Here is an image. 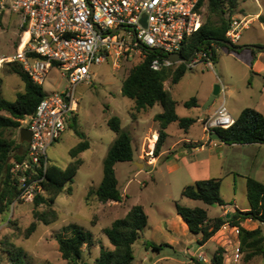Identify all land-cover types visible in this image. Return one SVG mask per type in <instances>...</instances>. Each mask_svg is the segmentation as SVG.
I'll list each match as a JSON object with an SVG mask.
<instances>
[{
	"label": "rangeland",
	"instance_id": "374dc122",
	"mask_svg": "<svg viewBox=\"0 0 264 264\" xmlns=\"http://www.w3.org/2000/svg\"><path fill=\"white\" fill-rule=\"evenodd\" d=\"M245 1L247 5H253L251 0ZM243 2L244 0H241L242 4ZM7 4L8 0H0V58L3 59L13 55L27 39V34L20 29L21 15L10 11ZM204 5L205 20L214 21L216 17L208 14L206 0ZM250 52L248 48L240 52H228L225 47L218 46L212 68L200 62L195 67L188 68L177 83H171L170 79L165 81V88L169 90L177 103V114L182 117H193L196 121L187 131L179 128L176 122L170 123L166 129L169 136L162 146L164 150L171 146L173 141L185 135L192 141L203 143L204 153H207L210 147L207 143L208 138L210 137L215 143L220 142V139L216 134L203 133L200 119L211 113L222 101L230 114L235 117L233 109L237 98L242 97L243 105H252L250 104L252 101L259 100L260 90L264 87V79L251 73ZM4 61L0 65V92L4 98L13 101L16 93L23 90L24 83L11 70V65L15 63ZM136 63L138 59L132 55L120 59L115 67L111 61L94 65L91 68L90 83L82 82L77 85L74 95L78 102V109L73 116L76 122L71 126L68 125L61 136L48 146L46 152L50 162L62 168L66 167L72 160L69 149L81 140L74 131L76 128L90 143L89 148L80 153L83 163L51 205L57 211L58 216L54 222L44 224L36 220L33 217L34 202H19L13 207L11 202L8 210L0 214V264H9L8 254L4 251L7 243H13L24 249L25 254L22 260L25 264H39L45 261L51 264H66V260L62 258L58 249L57 236L66 232V235H69V231H63V228L71 223L91 232V239H88L82 247V258L92 263L101 247L112 248L103 228L109 226L114 219L124 216L134 204L143 205L148 222L133 244L131 264H195L199 261L193 253L197 246L196 241L186 242L178 232L167 230L164 223L167 218H171L169 213L175 214V202L181 205H186L188 202L189 205L186 206L203 205L207 209L209 218L221 215L223 209L219 205H205L201 201L181 196L180 192L186 185L185 183H192H189L190 180L184 176L186 171L181 160L179 162L181 167L172 171L167 169L165 162L149 165L154 163L157 157L154 153L147 155L158 137L151 147L153 133L157 132L158 135L153 115L161 112L162 108L159 104H155L152 108L137 113L136 119L130 116L134 102L122 95L121 83L129 68ZM66 83L64 76L56 68H52L41 88L45 93H51L61 91ZM216 84L225 87V95L218 92L214 100L205 106ZM191 97H196L198 104L185 106L183 102ZM0 114L6 113L0 111ZM113 115L119 118L121 127L131 135L133 160L119 161L114 165L118 187L123 193L122 200L101 202L95 195L88 196V191L100 183L103 174V159L116 136L107 125V120ZM73 119L71 118L69 124ZM18 132L19 129L7 130L6 136L17 140ZM18 150L19 148L14 149L13 152ZM189 150L190 145L185 146L184 142H181L166 154L161 155L158 161L167 154L177 158L185 155L191 160ZM244 150L247 155L243 158L250 162L251 156L248 153L251 154L253 149L245 147ZM234 189L238 204H247L245 192L241 189V181L236 176L235 185L232 184L231 178L221 181L220 195L227 203L226 205L229 206L232 203ZM48 207L49 205L45 206L40 203L38 209L43 210ZM33 221L37 224L36 229L26 237L25 230ZM189 235L191 236L192 233ZM170 240L175 243L169 244ZM148 242L163 245L160 251L156 252L151 247L145 248ZM217 247L214 239L203 244L198 251H201L206 259L204 262H199L212 264L211 258L215 255ZM224 253L227 252L224 250ZM223 254L224 264H264V254L248 261L242 257L238 263L233 261L232 252H229V261Z\"/></svg>",
	"mask_w": 264,
	"mask_h": 264
},
{
	"label": "trees",
	"instance_id": "16d2710c",
	"mask_svg": "<svg viewBox=\"0 0 264 264\" xmlns=\"http://www.w3.org/2000/svg\"><path fill=\"white\" fill-rule=\"evenodd\" d=\"M209 15L216 17L214 21L207 19L199 30L188 36L181 48V56L184 59L199 47L209 45L215 41L218 46L225 47L228 52H238L233 48L220 42L227 40L225 32L229 26L231 16L236 12L239 0H206ZM205 2L201 0L200 3ZM264 23V17L259 16ZM237 45V44H234ZM250 48V47H249ZM254 53L256 50L250 48ZM152 54V53H151ZM152 55H148L142 61L131 66L121 83V93L133 100L134 104L130 116L136 119V114L152 108L159 104L161 112L153 115V120L158 123V137L154 144L153 153L158 156L164 141L167 137L166 128L170 123L176 122L178 127L187 130L196 119L193 117H182L176 112V101L165 88V81L170 79L171 83H177L185 74L187 68L184 64L177 67H164L155 70L150 66ZM11 70L23 81V90L16 93L13 101L4 98L0 92V179L2 189L0 190V214L8 210V206L16 196L15 182L9 175V162L11 159H19L26 148L27 142L12 139L6 136L7 130L19 129L20 119L34 112L39 101L45 96L41 86L31 82L29 77L21 70L17 63L11 65ZM183 104L187 107L197 105V98L191 97ZM75 118L69 124H75ZM108 127L115 132L116 136L109 146L103 159V174L100 183L95 188H90V194L95 195L101 202L122 200V192L118 187V180L115 175L114 165L119 161L133 160L132 138L129 132L125 131L117 116L113 115L107 120ZM75 133L81 140L69 149L72 160L62 168L52 162L49 163L45 181L42 183L45 196L39 195L34 200L33 217L44 224L54 222L58 216L57 211L51 207L64 189L65 184L76 174L83 163L80 153L89 148L90 143L85 135L78 129ZM214 133L220 141L232 143H264V115L252 107H245L235 118L234 123L227 127H217ZM19 148L17 152L14 149ZM221 178L209 177L199 179L191 184H186L181 189V196L190 199L200 200L206 205H225L226 202L220 195ZM70 191V190H69ZM246 198L249 209L241 211L236 209L232 214L209 218L207 209L200 206H186L175 202L176 212L186 223L188 230L193 234H199L197 246L207 242L220 228L224 222L237 225L246 218L258 220L264 219V184L260 181L247 177ZM40 203L49 205L43 210L38 209ZM148 222L147 213L141 204L132 205L124 216L114 219L111 224L103 228L112 248L101 247L98 256L93 262L82 258V247L91 239V232L85 231L81 226L71 223L63 228L69 231V235L57 236L58 249L66 264H131L133 260V244L141 235ZM36 222L33 221L25 230L28 237L36 229ZM240 250L243 252V259L248 261L264 254V234L261 226L252 229L240 226L239 233ZM162 243L148 242L145 248L151 247L153 251L159 252ZM4 251L8 254L9 264H25L22 260L25 252L21 246L7 243ZM223 248L217 247L215 255L212 256V264H223ZM39 264H51L48 261ZM195 264H202L196 261Z\"/></svg>",
	"mask_w": 264,
	"mask_h": 264
},
{
	"label": "built area",
	"instance_id": "2783aa9c",
	"mask_svg": "<svg viewBox=\"0 0 264 264\" xmlns=\"http://www.w3.org/2000/svg\"><path fill=\"white\" fill-rule=\"evenodd\" d=\"M200 1L8 0L7 8L22 17L20 29L27 39L13 55L4 57V62L20 65L31 82L39 86L52 68L67 81L61 91L45 93L34 112L20 119L19 129L28 128L30 139L21 157L9 162V175L16 187L12 207L45 196L42 183L50 163L46 150L73 119L78 109L75 89L82 82L90 83L94 65L111 61L115 67L127 56L134 55L139 62L152 55L150 66L155 70L180 64L191 69L200 62L213 67L218 49L215 41L199 47L187 59L181 56L186 38L205 22V5ZM249 21L250 18H231L226 39L237 44ZM174 53L179 54L176 60L170 58ZM219 92L225 95V88L220 87ZM234 121L224 101L212 114L200 119L202 132L207 135L215 134L217 127L231 126ZM207 143L217 145L210 137ZM257 223L264 229V219H257ZM242 224L224 222L215 233L218 246L227 254L232 252L234 262L242 255L239 240ZM196 257L202 262L206 259L200 251Z\"/></svg>",
	"mask_w": 264,
	"mask_h": 264
},
{
	"label": "crops",
	"instance_id": "0c3cea01",
	"mask_svg": "<svg viewBox=\"0 0 264 264\" xmlns=\"http://www.w3.org/2000/svg\"><path fill=\"white\" fill-rule=\"evenodd\" d=\"M251 2L253 3V5L249 6L246 4L245 0L243 4L241 3V0H239L236 12L231 16V18H250L248 26L244 28L241 32V36H240V39L237 45H244L246 46L245 48H248V49H250L248 45H251V44L261 47V48L254 49L256 50V52L254 53L250 49L251 51L250 52V67H251L250 71L252 74L260 76L264 79V23L259 20V16L264 17V0H251ZM242 49L238 50V52H240ZM260 92H261V96L259 100L255 102L252 101V103H250L252 105H243L244 103L241 100L242 97L237 98L235 101V107L233 109L236 114L234 118H236L240 114L242 109L245 107H252L264 115V87L262 90H260ZM197 104H198V101H197ZM207 105L208 104L206 102L205 106ZM219 106L220 105H218L211 113H208V114H212ZM156 125H157V131H158L157 122H156ZM168 136L169 134L167 133V137ZM181 142H184L185 146L190 145L189 155H191L192 157L191 160H189V158L185 155L184 156L181 155L179 158H177L174 155L167 154L162 160L158 161L161 155L166 154L169 150H172L174 146L178 145ZM216 144H217L216 146H213L208 143V145L210 146L209 150L207 153H204L205 146L203 143H200V142L197 143L195 141L190 140L185 135H182L178 139L173 141L171 146L167 147V149L164 150L162 147V150L160 151V154L156 157L155 162L149 165L153 166L155 164L165 162L167 169L169 171H172V170H176L179 167H181V164L179 162L182 161L184 164L185 171H186V174H184V176L185 178L190 180L188 181L189 183L190 182L193 183L194 181L199 180V179L216 177V178H221V181L227 178H231L232 184L235 185L236 176H238L241 181V189L244 190L245 195H246L247 177H252L264 184V143L227 144V143L220 141ZM245 147H252L253 149L251 151V154L248 153L251 156L250 162L243 158V156L247 155L245 153L246 151L244 150ZM236 197L237 195L234 189L233 197L231 201L232 203H230L229 206L226 205L227 203L225 205H219L223 209L221 215L219 216L230 215L236 209H239L241 211H246L249 209L248 201H247V204L241 205V204H238V200ZM186 205H189V203L187 202ZM193 206H200V207L205 208V206L203 205H197V204L191 205V207ZM169 214L171 215V218H167L166 219L167 221L164 223L167 230L178 232L180 236L185 238L186 242H192L193 240L195 242L197 241V239L200 238L199 234L192 233L191 236L189 235L191 234V232L188 230L186 223L183 221V219L177 212H175V214H171V213ZM250 218L251 217L246 218L240 221V223H243L242 225L248 229L257 227L258 225L257 219L252 218L249 221ZM216 236L217 235L215 234L210 239H214L215 241ZM168 243L173 245L175 242L170 240L168 241ZM201 246L195 247L193 251V253H195V256H196V252H198ZM223 255L229 261L230 259L229 253L228 254L224 253ZM242 257H243V252H242L240 259L235 263H238L239 261H241ZM189 262H191V260H189ZM224 263L225 262L223 261V264Z\"/></svg>",
	"mask_w": 264,
	"mask_h": 264
},
{
	"label": "water",
	"instance_id": "95a60500",
	"mask_svg": "<svg viewBox=\"0 0 264 264\" xmlns=\"http://www.w3.org/2000/svg\"><path fill=\"white\" fill-rule=\"evenodd\" d=\"M143 18H144V17H143ZM143 21H144V19H143ZM220 42L223 43V44H225V45H227V46L230 47V48H233L234 50H240V49L246 47V46H244V45H234V44H232L231 42H229L228 40H220ZM248 47L253 48V49L261 48V47H259V46H257V45H253V44L248 45ZM178 57H179V54H175V53H174V54H171V55H170V58H171L172 60H176V59H178ZM219 89H220V86H219L218 84H216V85L214 86L212 92H211V95H210V97H209V99H208V101H207V104H210V103L213 101V99L215 98V95L218 94ZM18 134H19V140H20V141H22V142H28V141H29V139H30V130H29L28 128H26V127H21V128L19 129Z\"/></svg>",
	"mask_w": 264,
	"mask_h": 264
},
{
	"label": "bare ground",
	"instance_id": "6f19581e",
	"mask_svg": "<svg viewBox=\"0 0 264 264\" xmlns=\"http://www.w3.org/2000/svg\"><path fill=\"white\" fill-rule=\"evenodd\" d=\"M3 61H4V59H3V58H0V63L3 62ZM156 136H157V132H155V133L153 134V137H152V139H151V144H150L151 147H153L152 143L154 142ZM148 154H149V155H152L151 152H149Z\"/></svg>",
	"mask_w": 264,
	"mask_h": 264
}]
</instances>
